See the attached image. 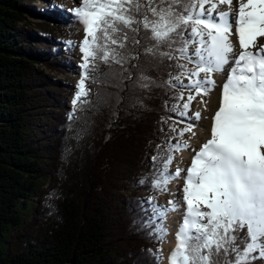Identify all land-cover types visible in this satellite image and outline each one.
Segmentation results:
<instances>
[{
	"label": "trees",
	"instance_id": "1",
	"mask_svg": "<svg viewBox=\"0 0 264 264\" xmlns=\"http://www.w3.org/2000/svg\"><path fill=\"white\" fill-rule=\"evenodd\" d=\"M49 7L0 0V264H160L161 242L150 235L155 225L145 227L151 204L139 192L156 203L160 192L151 181L171 151L166 138L178 135L166 121L179 117L173 106L181 90L169 83L180 72L177 61L143 54L150 33L142 26L138 33L124 29L120 51L140 52L139 59L124 67L93 59V89L69 120L58 47L47 44L51 25L39 23L37 33L25 14L64 27L42 12ZM141 73L151 78L147 88ZM246 231L237 233V244Z\"/></svg>",
	"mask_w": 264,
	"mask_h": 264
},
{
	"label": "snow or ice",
	"instance_id": "2",
	"mask_svg": "<svg viewBox=\"0 0 264 264\" xmlns=\"http://www.w3.org/2000/svg\"><path fill=\"white\" fill-rule=\"evenodd\" d=\"M236 3L235 16L233 0H81V7L70 9L83 24L85 38L80 46L84 78L78 83L69 120L74 117L77 102L87 96L85 78L90 55L121 67L131 59H139L140 52L120 51L128 41L124 29L138 33L142 26L150 33L143 54L161 61L164 58L177 61L175 67L180 72L169 80V83L175 80L181 89L177 101H185V90L207 95L216 86L212 73L222 72L229 63L233 65L212 117L211 138L199 151L193 149L196 154L186 170L177 167L175 172L170 171L173 153L187 149L189 144L187 141L170 144L171 151L161 157V167L151 181L152 189L167 192V185L179 178L182 171L186 173L182 190L186 210L170 264H251L253 260L264 259V44H257V39L264 37V0H236ZM221 5L228 6V10L218 11ZM141 7L146 8L142 15ZM233 35L238 37L240 48L236 54ZM140 43L133 37L134 45ZM250 48L257 50L253 52ZM181 60L185 62L180 63ZM131 78L129 73L128 79ZM138 81L141 88H147L151 78L141 73ZM193 99L189 95L182 105L178 103L173 108L182 109L179 116L198 121L199 111L191 118L187 116ZM195 127L188 123L178 136L182 138ZM152 159L156 161L158 156ZM140 183H145V179ZM155 200L156 197L148 198L151 215L145 227L155 225L150 235L162 243L168 235L164 222L169 210L178 208L174 201L158 205ZM157 220L161 223L157 224ZM245 228L246 235L237 244V233ZM257 249L258 256L251 255ZM156 259H162V252Z\"/></svg>",
	"mask_w": 264,
	"mask_h": 264
},
{
	"label": "bare ground",
	"instance_id": "3",
	"mask_svg": "<svg viewBox=\"0 0 264 264\" xmlns=\"http://www.w3.org/2000/svg\"><path fill=\"white\" fill-rule=\"evenodd\" d=\"M81 6H82L81 0H72L69 4H67L64 7L67 13H70L72 18L76 19L77 26L80 29V32L78 33L73 45L76 51L75 61L78 65H81L83 63V59H82L83 53L80 51V46H81V42L85 38V29L83 24L78 20V18L74 15V13L70 11V9H75ZM237 7L238 6L236 0H233V5H232L233 16H235V10L237 9ZM220 10H228V6L221 5L218 11ZM88 39L91 42L92 38L88 37ZM231 39L234 44V54L239 53L240 48L238 44V37L236 35H233ZM257 44L258 45L264 44V37H259L257 39ZM249 50L255 52L257 49L250 48ZM232 66L233 65L229 63L228 65L224 66L222 72L212 73L211 78L215 80L216 86L207 95H202V94L198 95L197 101L193 107L192 116L194 112L199 111L201 113V118L198 121L192 119V123L196 125V128L190 133L189 137L185 140L188 142L189 147L185 150H182L176 157L173 172H175L177 167L186 170L191 165L193 157L196 154V152H194L193 149L199 151L202 145L206 143L208 139L211 138L210 129L213 123L212 117L215 111L219 107L222 85L225 82L226 78L228 77L229 70ZM83 74H84V69H82L81 75ZM201 100L206 101L207 102L206 105L202 104ZM193 132L195 133V135H193ZM185 141H183L182 144ZM185 174H186L185 171H182L179 178L171 181L170 189L168 193L164 195V197H162L161 200L162 205H167L169 200L174 201L178 208V210L176 211L169 210L167 219L164 222V225L167 227L168 230V235H167L168 239L162 243L163 246L162 264H170L169 257L170 254L176 248L177 245L176 235L181 226V222L185 214L186 205L182 203V198L184 195L182 190L185 187V179H184Z\"/></svg>",
	"mask_w": 264,
	"mask_h": 264
},
{
	"label": "rangeland",
	"instance_id": "4",
	"mask_svg": "<svg viewBox=\"0 0 264 264\" xmlns=\"http://www.w3.org/2000/svg\"><path fill=\"white\" fill-rule=\"evenodd\" d=\"M34 1V6L37 8L38 5L43 6L44 4H48L49 7V11H42L45 14H48L52 17L61 19L62 22L64 23V27H59L57 24L55 23H51L49 19H45L43 16L39 17V14H32L29 11H26V17H27V24L28 26L34 27L36 29V32H39V23H45V24H50V29H49V34H48V38L47 39V44H54L58 47V55L56 56L58 61H59V65L57 66V76L58 78L61 79L62 82H64V80H66V83L62 84V87L64 88L63 90L65 91L64 97L66 99V107H68L67 113H71L73 110V99L75 98L77 91H78V87L77 84L79 83V81L84 78V75H81L82 73V68L80 67V65H78L75 61L76 58V51H75V47L74 45V41L78 35V33L80 32L79 27L77 26V22L76 19L72 18L70 13H67V11L64 9V7L69 4L72 0H32ZM71 42V43H69ZM194 47V46H193ZM193 50V48H190L189 51L191 52ZM90 53L93 51V49H89ZM93 62V58L90 55L89 57V66L92 65ZM46 72H48V69H46ZM56 72H53L52 74H55ZM204 74L201 73V78H203ZM92 79H89L88 76L87 78H85V89L87 92H89L91 89H93V86L91 85ZM185 84L188 83V80L185 78L183 81ZM179 90H181L180 88H177ZM69 90V92H68ZM68 94V95H67ZM189 95H193L194 99L191 102V110L188 112L187 116L189 118L192 117V111H193V107L197 101L198 95H196L195 93H190L189 91L185 90L183 91V96L185 97V101L186 98ZM63 97V98H64ZM185 101H181L179 104L182 105ZM65 107V109H67ZM180 111V109H178ZM77 113V109L75 106V114ZM167 123L169 122L171 124V128H175L176 131L179 132V130L183 129L186 127V125L188 123H192V119H187L184 117H178L175 116L173 118H169L166 120ZM183 121V122H180ZM193 124V123H192ZM196 128V127H195ZM194 128V129H195ZM193 129V130H194ZM192 130V131H193ZM171 133V131H168ZM174 133V132H173ZM191 132H186L184 134V136L182 138H180L178 135H174V138L171 137H167L166 138V142H169V144L167 146H169L170 144H176V143H181L183 141H185ZM168 150V149H167ZM181 152V151H180ZM180 152H176L173 153L174 155V159L172 161V164L170 166V171L173 172L174 170V164H175V160L176 157L178 156V154ZM171 183V182H170ZM170 183L167 185L168 191L170 189ZM167 192H160L156 204L158 205H162L161 200L162 197H164V195H166ZM132 193L131 189L130 191H126L125 192V196L130 195ZM139 195L142 196L145 201L148 200V196L149 194L146 193L145 191H140ZM165 226V225H164ZM165 228H167L165 226ZM168 239V236L166 237V240ZM262 242H264V238H262ZM161 245V252H162V259H163V246L162 243ZM259 251V249H257ZM162 259L160 260V264H162Z\"/></svg>",
	"mask_w": 264,
	"mask_h": 264
}]
</instances>
